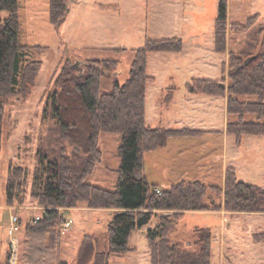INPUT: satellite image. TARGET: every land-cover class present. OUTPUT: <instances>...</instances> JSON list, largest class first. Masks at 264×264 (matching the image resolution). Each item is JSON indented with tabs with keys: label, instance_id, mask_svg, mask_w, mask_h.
Here are the masks:
<instances>
[{
	"label": "trees",
	"instance_id": "1",
	"mask_svg": "<svg viewBox=\"0 0 264 264\" xmlns=\"http://www.w3.org/2000/svg\"><path fill=\"white\" fill-rule=\"evenodd\" d=\"M69 12L68 0H50L51 22L61 24ZM259 14L245 24L231 28L251 32ZM19 0H0V152L9 97L27 98L41 71L43 61L28 54L40 45L21 41ZM215 49L228 52L227 85L211 78L194 77L186 85L189 93L227 97V131L238 143L245 135H264V24L251 34L242 51L229 47V2L220 0L214 24ZM261 37V39H259ZM181 37L147 39L134 50V60L125 83L115 79L111 92L102 91V80L117 69L116 59H89L81 64L65 58L61 68L50 79L43 99V122L48 119L47 142L42 138L37 147V164L30 169L21 164L9 166L6 179V203H23L30 188L31 197L42 206V219L26 226L20 264H87L95 251L87 243L78 262L61 257L64 210L86 201L92 208H114L108 224L109 248L95 255L93 264H110L112 253H129L133 233L149 225L159 214V223L148 230L151 264H212L213 228H194L197 239L176 242L173 232L177 222L189 210L221 209L232 212H264V187L238 177L235 167L226 168L223 186L207 184L200 179L181 180L161 193L157 184L148 181L144 152L167 145L175 136L202 134L205 130L182 127L152 126L146 118L148 84L155 76L148 72L151 52H182ZM114 51L122 48H111ZM226 65V64H225ZM170 92L165 95L168 99ZM102 132H119L120 165L116 189L89 182V177L102 162ZM43 143V144H42ZM31 180V181H30ZM218 197V198H217ZM163 211H168L163 212ZM264 242V231L253 235ZM11 249L4 264H8Z\"/></svg>",
	"mask_w": 264,
	"mask_h": 264
},
{
	"label": "rangeland",
	"instance_id": "2",
	"mask_svg": "<svg viewBox=\"0 0 264 264\" xmlns=\"http://www.w3.org/2000/svg\"><path fill=\"white\" fill-rule=\"evenodd\" d=\"M19 1L22 42L42 46L33 48L27 57L40 59L43 64L32 93L27 98L9 97L5 103L6 115L0 152V264L5 263L7 251L11 248L9 233L11 214L23 217V228L15 235L18 239L20 264L26 223L40 212L37 208L31 207L38 206L42 210L37 200L31 197L30 188L26 190L25 201L23 203L16 201L11 208V205L6 203V179L9 166L12 164H21L30 169L37 164L36 151L40 144L41 130L44 129L42 138L47 142L48 125L53 124L50 119L46 123L43 122V99L50 79L61 68L64 57L80 61L82 64L89 59L118 60L115 72H110L102 80V91L111 92L115 79L121 83L127 81L134 60L133 49L144 46L147 39L170 36L171 33L167 32H173L177 28L175 25H161L160 20L154 18V0H122L120 7L105 8L95 6L97 4L95 2L108 3L109 0H83L85 1L83 7H77V1L82 0H71V3L68 0L69 7L72 4L74 12L62 25H56L50 20V0L45 4L44 0ZM232 6L229 18L231 25L245 24L250 16L259 14V19L252 26L251 32L240 31L231 28L230 25L229 47L242 51L252 40L251 34L264 24V0H245V4L240 7L234 2ZM207 10L208 36L203 47L198 45V39L188 31L197 25L189 22L180 28L182 35L179 37L184 41L182 52L158 51L149 54L148 72L156 78L155 82L148 84L146 99V118L152 126L223 128L226 118L224 105L218 103L216 106H206V119L195 121L193 119L196 117L203 116V111L198 112V116L193 114L194 110L187 108L181 98L185 93H189L186 85L193 77L217 79L224 85L229 83L228 52H218L215 49V35L212 36L211 33L217 15L215 0H207ZM115 47L123 50L111 49ZM171 83H176L180 89L177 91L176 99L165 108L167 103L165 101L162 104L160 93L162 90L165 91V95L170 92L168 87ZM203 95L211 97L210 94ZM218 97L223 99V96ZM162 105L164 107H161ZM157 111L161 113L160 117L157 116ZM197 111L198 109L195 110ZM206 133L205 136L197 137H171L166 146L156 149H160L159 152L145 151L144 162L148 181L160 186L161 191L182 179H200L207 184L223 186L226 175L225 162L229 160L240 180L264 187V135H245L240 143L233 140L227 148L222 137L209 139L212 136H209L210 132ZM120 144L119 132L101 133L100 148L103 159L89 177V182L108 189L117 188L116 170L120 165L118 152ZM182 145L184 148L178 149ZM86 205L88 206L86 201H81L77 206L63 209L65 219L71 222L69 226L65 223L62 225L61 257L65 261L78 262L84 246L90 242L94 243L95 251L87 264H93L97 251L102 252L109 248L107 228L116 210L89 206L88 210L81 208ZM245 217L255 218L248 223V230H264V215H245L241 216L242 219L238 216L241 221H244ZM159 219L158 214L149 225L134 232L131 238L134 251L126 254L112 253L110 264H151V249L147 235L149 226L154 228L156 226L154 223ZM222 222L223 219L218 215L199 216L196 212H190L177 222L172 235L180 244L188 240L194 243L197 239L194 227L207 224L213 227L215 238H220ZM229 226L232 229L233 225ZM236 232L242 230L238 229ZM192 247L197 248V245L194 243ZM244 263L240 261L238 264ZM261 264H264V261Z\"/></svg>",
	"mask_w": 264,
	"mask_h": 264
},
{
	"label": "crops",
	"instance_id": "3",
	"mask_svg": "<svg viewBox=\"0 0 264 264\" xmlns=\"http://www.w3.org/2000/svg\"><path fill=\"white\" fill-rule=\"evenodd\" d=\"M215 1L217 5V12H218V5H219L220 0H215ZM46 2L47 0H44V4ZM84 2L85 1L83 0L82 2L77 1V7L79 6L83 7ZM120 2H122V0H109L108 3H101L99 1L100 4L98 2H95L97 3L95 4V6L99 5L104 8L105 7H120L121 6ZM228 2H229V18H230V13L233 10L232 5L234 2L238 4L239 7L245 4V0H228ZM70 3H71V0H70ZM71 5L72 4H70L69 12H68L66 20L59 25L66 23L69 20V17L73 15L74 7ZM208 15H209V12L207 10V0H154V18L159 19L161 22L160 23L161 25L177 26V28L173 32L172 31L167 32L169 34L171 33L170 36H165V37H173V36L179 37L180 35H182L180 28H183L189 22H192L193 25H197L198 27L194 26L191 30H188V31L192 36L198 39V42H199L198 45L203 47V45H205V42L208 36V31H207V26H206L208 24L207 22ZM37 16H39V13L37 14ZM229 24L231 25L230 20H229ZM212 29L213 30L211 33L213 36L215 35L214 26ZM22 33H23V30L21 28V35ZM168 89L170 90V95L168 99H165V93H164L165 91L162 90L160 93L162 104L165 101L167 103L165 108L168 107L170 104H172V102L176 99V94H177V91L180 89V87L176 83H171ZM210 96L211 97H208L207 95H203V93H200V94L185 93L184 97H181V98L182 100H184L183 101L184 105L185 106L187 105V108L194 110L193 114L195 113V115H197L198 112L203 111V116L196 117L195 119H193L195 121L196 120L204 121L206 119V115H205L207 114L205 113L207 110L206 106H216L218 105V103L224 105V108H226V118H225L223 128L222 129H217V128L205 129V128H199V127H194V126L193 127L186 126V127L205 130L204 133L197 134L201 136H205V134H207L206 132H210L209 134L211 135L209 136H212V137H209V139L211 138L214 139V137L220 136L224 140L225 144H227V148H228V144H230V142H233V140H235L236 142V137L235 135L227 131V121H228L227 98L223 97L222 99V97H218L214 95H210ZM161 107H164V106L162 105ZM196 109H198L197 112H195ZM158 115L160 117L161 113L158 112L157 116ZM197 135H192V136L197 137ZM181 148H184V146L183 145L179 146L178 149H181ZM159 150L154 151V153L159 152ZM228 161L225 162L226 168L229 166H233ZM182 180H185V179H182ZM186 180H189V179H186ZM86 206H82L81 208L86 209V210L90 209L88 208V206L87 207ZM10 207L13 208L12 205ZM31 208H37L40 211L39 213H41L40 207L33 206ZM163 212L167 213V211H163ZM190 212H196L197 214H199V216H206V215H211V214L218 215L219 217L223 219V222L221 224L222 233L220 234L221 235L220 238H215L216 237L215 232L213 231L214 237H213L212 264H238L240 263V261L245 262L244 264H261L264 261V242H256L253 239V235L256 232H260V231H256L255 229L253 231L251 229L249 230L247 229V225L250 222V220H254L255 218L245 217L244 221L243 220L241 221L242 219L241 216H245V215L261 216V215H264V212H245V211L232 212V211L226 210L223 207L221 209L189 210L186 212L185 216L189 214ZM228 216H229V219H227ZM238 216L241 219L238 218ZM20 218L21 220H23L22 215H20ZM158 223L159 221L155 222L154 226L157 225ZM229 225H233L232 229ZM197 226H200V225H196L195 227ZM204 226H209L213 228L211 225H207V224H205ZM149 227L153 229V226H149ZM257 227H261V226H257ZM238 229H241L242 232L237 233L236 231H238ZM216 246H217V249H216Z\"/></svg>",
	"mask_w": 264,
	"mask_h": 264
},
{
	"label": "built area",
	"instance_id": "4",
	"mask_svg": "<svg viewBox=\"0 0 264 264\" xmlns=\"http://www.w3.org/2000/svg\"><path fill=\"white\" fill-rule=\"evenodd\" d=\"M155 191L158 193H161V189L159 187L155 188ZM42 214H38L35 217L31 218L28 221V224L30 225H34L36 223H38L41 219H42ZM65 224L67 226H69L71 224L70 221H66ZM22 222L20 220V217L15 214L12 213L11 217H10V224H9V233L11 236V240H10V244H11V254L9 256V260H8V264H18V260H19V253H18V239L15 238V235L17 234V232H19L22 229Z\"/></svg>",
	"mask_w": 264,
	"mask_h": 264
},
{
	"label": "water",
	"instance_id": "5",
	"mask_svg": "<svg viewBox=\"0 0 264 264\" xmlns=\"http://www.w3.org/2000/svg\"><path fill=\"white\" fill-rule=\"evenodd\" d=\"M81 64H82V63H80V61H76V62L74 63V65L77 66V67H81ZM222 85H224V83H222Z\"/></svg>",
	"mask_w": 264,
	"mask_h": 264
}]
</instances>
